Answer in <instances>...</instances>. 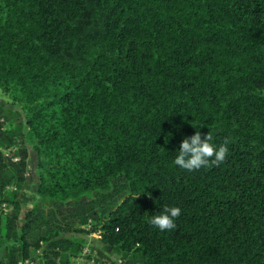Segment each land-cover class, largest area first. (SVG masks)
Masks as SVG:
<instances>
[{
	"label": "trees",
	"instance_id": "obj_1",
	"mask_svg": "<svg viewBox=\"0 0 264 264\" xmlns=\"http://www.w3.org/2000/svg\"><path fill=\"white\" fill-rule=\"evenodd\" d=\"M0 91L26 126L0 116L5 264L67 262L89 218L124 264H264V0H0ZM197 130L222 164H174Z\"/></svg>",
	"mask_w": 264,
	"mask_h": 264
},
{
	"label": "clouds",
	"instance_id": "obj_2",
	"mask_svg": "<svg viewBox=\"0 0 264 264\" xmlns=\"http://www.w3.org/2000/svg\"><path fill=\"white\" fill-rule=\"evenodd\" d=\"M172 134L170 133L169 136ZM213 134L209 131L203 138L199 130L190 137H185L179 148V154L174 160V164L180 168L193 171L202 167L219 166L228 155L229 138H225L218 149L212 142ZM181 215V208L178 206L169 207L165 205L163 212L150 218V224L161 231L176 228L175 220Z\"/></svg>",
	"mask_w": 264,
	"mask_h": 264
},
{
	"label": "rangeland",
	"instance_id": "obj_3",
	"mask_svg": "<svg viewBox=\"0 0 264 264\" xmlns=\"http://www.w3.org/2000/svg\"><path fill=\"white\" fill-rule=\"evenodd\" d=\"M21 110L22 109L18 104L11 103L9 97L4 95L0 91V116L8 117V121H9L8 127H10L11 129H17L18 128L17 125H20L23 128L21 129L22 131L26 130V126L24 125V122L22 120L24 119V113H21L22 112ZM31 155H32V159H31L32 172L30 171L32 174V177L30 179L31 183L28 186L27 192H23L21 194L23 200V207L25 209L29 207H33L34 203L36 202L35 156L33 152H31ZM91 222H92L91 218L88 219L87 223H81L79 220L74 221L72 223V226L80 230H83L84 232L70 231L63 234V237L72 241H77L81 239V241L83 240L87 244H93L100 251L101 248L103 247V243L100 241L101 234L100 232L93 231L92 227H89V224ZM2 238H3V234L1 233V237H0L1 241L3 240ZM120 255L121 254L117 252H112L109 256L117 258Z\"/></svg>",
	"mask_w": 264,
	"mask_h": 264
},
{
	"label": "built area",
	"instance_id": "obj_4",
	"mask_svg": "<svg viewBox=\"0 0 264 264\" xmlns=\"http://www.w3.org/2000/svg\"><path fill=\"white\" fill-rule=\"evenodd\" d=\"M16 150L17 147L4 150L5 158L10 159L12 162H18L20 156L15 154ZM8 189H16V187L10 186ZM89 227H92L91 223L89 224ZM42 258L43 262L40 263L39 260ZM19 264H124V260L121 257L101 256L97 247L87 244L81 248L77 255L70 256L67 262H63L61 258H58L55 261H50L48 256L43 257V253L38 250L35 256L26 257Z\"/></svg>",
	"mask_w": 264,
	"mask_h": 264
},
{
	"label": "crops",
	"instance_id": "obj_5",
	"mask_svg": "<svg viewBox=\"0 0 264 264\" xmlns=\"http://www.w3.org/2000/svg\"><path fill=\"white\" fill-rule=\"evenodd\" d=\"M31 159H32V155L30 154V157H29V167H28V173H27V176H26V180H25V182L23 183V186H22V191H21V194L23 193V192H27V190H28V186L30 185V179H31V177H32V174H31V170H32V165H31ZM31 171V172H30ZM0 254H1V256H0V260L4 263V261H5V256H4V252H3V250L0 248ZM5 264V263H4Z\"/></svg>",
	"mask_w": 264,
	"mask_h": 264
}]
</instances>
